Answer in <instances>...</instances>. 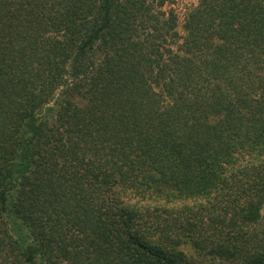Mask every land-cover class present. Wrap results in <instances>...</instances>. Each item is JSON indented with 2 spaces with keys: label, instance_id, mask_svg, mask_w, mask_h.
Here are the masks:
<instances>
[{
  "label": "trees",
  "instance_id": "trees-1",
  "mask_svg": "<svg viewBox=\"0 0 264 264\" xmlns=\"http://www.w3.org/2000/svg\"><path fill=\"white\" fill-rule=\"evenodd\" d=\"M165 1L0 0V264H264V0Z\"/></svg>",
  "mask_w": 264,
  "mask_h": 264
},
{
  "label": "rangeland",
  "instance_id": "rangeland-1",
  "mask_svg": "<svg viewBox=\"0 0 264 264\" xmlns=\"http://www.w3.org/2000/svg\"><path fill=\"white\" fill-rule=\"evenodd\" d=\"M199 0H166L164 4L161 6V10L165 11L166 13L172 11L176 17V30L179 33H182V22L184 19L185 14L190 10L193 9ZM21 226L18 220H10V229L15 231L19 229ZM23 231V230H22Z\"/></svg>",
  "mask_w": 264,
  "mask_h": 264
}]
</instances>
